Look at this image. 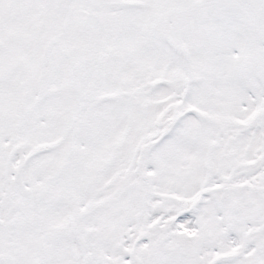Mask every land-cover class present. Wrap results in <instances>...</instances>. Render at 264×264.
I'll return each instance as SVG.
<instances>
[{
	"label": "snow or ice",
	"instance_id": "obj_1",
	"mask_svg": "<svg viewBox=\"0 0 264 264\" xmlns=\"http://www.w3.org/2000/svg\"><path fill=\"white\" fill-rule=\"evenodd\" d=\"M0 264H264V0H0Z\"/></svg>",
	"mask_w": 264,
	"mask_h": 264
}]
</instances>
